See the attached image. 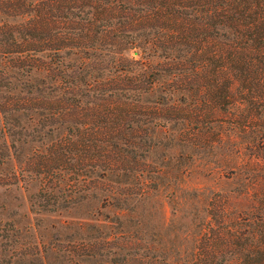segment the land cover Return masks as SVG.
<instances>
[{"label": "trees", "instance_id": "16d2710c", "mask_svg": "<svg viewBox=\"0 0 264 264\" xmlns=\"http://www.w3.org/2000/svg\"><path fill=\"white\" fill-rule=\"evenodd\" d=\"M39 3L47 13L5 26L20 37L0 53L14 54L17 72L59 76L48 93L35 87L5 105L31 103L59 120L66 135L53 161L84 160L96 183L108 174L125 183L144 176L152 136L169 129L191 150H223L236 183L209 198L190 258L123 264H264V0Z\"/></svg>", "mask_w": 264, "mask_h": 264}, {"label": "rangeland", "instance_id": "374dc122", "mask_svg": "<svg viewBox=\"0 0 264 264\" xmlns=\"http://www.w3.org/2000/svg\"><path fill=\"white\" fill-rule=\"evenodd\" d=\"M48 5L0 0V49L10 34L20 37L6 25L17 27L27 17L47 13ZM50 53L34 55L51 63ZM13 55L0 53V264L190 258L199 226L208 219L209 198L236 187L232 175L222 171L224 151L191 150L168 129L152 136L158 145L142 160L144 176L124 183L108 174L96 183L89 162L53 161V144L66 133L48 110L31 103L5 108L8 100L35 97V87L48 93L59 79L41 68L17 72L7 58Z\"/></svg>", "mask_w": 264, "mask_h": 264}]
</instances>
